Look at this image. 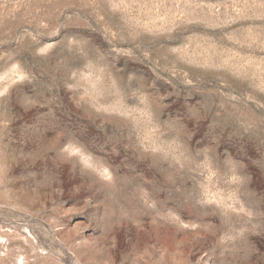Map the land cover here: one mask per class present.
I'll use <instances>...</instances> for the list:
<instances>
[{
  "label": "rangeland",
  "instance_id": "1",
  "mask_svg": "<svg viewBox=\"0 0 264 264\" xmlns=\"http://www.w3.org/2000/svg\"><path fill=\"white\" fill-rule=\"evenodd\" d=\"M0 264H264V0H0Z\"/></svg>",
  "mask_w": 264,
  "mask_h": 264
}]
</instances>
